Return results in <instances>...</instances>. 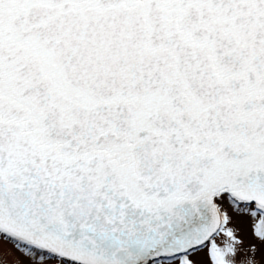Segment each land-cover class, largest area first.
Returning a JSON list of instances; mask_svg holds the SVG:
<instances>
[{
    "label": "snow or ice",
    "instance_id": "6c2138e0",
    "mask_svg": "<svg viewBox=\"0 0 264 264\" xmlns=\"http://www.w3.org/2000/svg\"><path fill=\"white\" fill-rule=\"evenodd\" d=\"M0 264H264V0H0Z\"/></svg>",
    "mask_w": 264,
    "mask_h": 264
}]
</instances>
